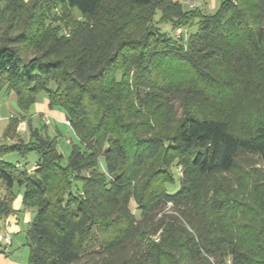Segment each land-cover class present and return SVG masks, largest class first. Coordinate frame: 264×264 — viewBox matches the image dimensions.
<instances>
[{
  "label": "trees",
  "instance_id": "1",
  "mask_svg": "<svg viewBox=\"0 0 264 264\" xmlns=\"http://www.w3.org/2000/svg\"><path fill=\"white\" fill-rule=\"evenodd\" d=\"M161 23L195 30L183 40ZM3 89L21 111L45 91L75 135L62 164L46 125L26 120L24 141L25 117H9L0 157L38 156L32 171L0 160V217L15 183L35 213L28 264H82L95 231L94 264H264V0H221L215 14L174 0H2ZM246 95L258 119L235 129Z\"/></svg>",
  "mask_w": 264,
  "mask_h": 264
},
{
  "label": "rangeland",
  "instance_id": "2",
  "mask_svg": "<svg viewBox=\"0 0 264 264\" xmlns=\"http://www.w3.org/2000/svg\"><path fill=\"white\" fill-rule=\"evenodd\" d=\"M181 4L182 9L184 11H189L194 8H201L202 12H205L207 14H215L219 8H220V1L221 0H174ZM2 4V0H0V6ZM159 18V16L157 17ZM160 30L165 31L167 33H172V35L177 36L185 40L190 32H193L195 30V26H189V27H182V28H173L172 25L169 23H161L158 25ZM22 56H25L26 58H30L33 56L31 52H23ZM165 70H163L164 72ZM163 74V73H161ZM159 75V77L162 78V75ZM50 88H53L54 85L51 82L49 84ZM47 98L46 92L41 91L36 101L29 107L27 111H21L16 103V96L15 93L12 91H8L7 89H3L0 91V145H9L11 143V139L5 136V133L9 127V117L14 116L17 113H21L25 120H22L18 123L17 126V134L18 136L23 139L24 141H27L29 138V130L27 128L26 120L31 119L33 127H42L43 124L47 127L50 126V119L47 115L42 114L37 116L39 113H35L40 106V103H42L43 99ZM42 101V102H41ZM258 104H259V97L256 95H246L243 96L241 100L237 101V114L235 115V124L233 125L235 129H240L242 127H249L253 122H255L256 119H258ZM181 105V104H180ZM180 105L178 106L176 110L175 115V121L181 118L182 110L184 108H181ZM202 110L199 111L201 116H207L208 113L211 111V108L208 109L206 106H202ZM46 110L48 112H52L53 110L59 111L62 113L61 117L63 118L65 115V112L58 107L49 108L46 107ZM213 111L214 108H213ZM218 111V110H217ZM51 116V115H50ZM51 118V117H50ZM48 120L49 122L46 123ZM57 122H53L56 124L59 130V135L57 136V146L58 149L62 152V164H66L67 158L69 156L70 150H71V141H75V135L72 132V130L69 128L67 124H65L64 121L57 120ZM243 125V126H242ZM177 125L175 124L173 127V130L166 132L164 135L170 136L174 133L175 128ZM48 134L51 136H55L51 129H48ZM70 141V143L67 141ZM38 156L36 153H29L25 157H23L19 152L17 151H7L4 152L0 160L7 161L8 163L15 164L16 161L20 162L21 165L25 166L28 171H32L35 169L34 162L37 160ZM251 161H243L244 167L251 164L249 163ZM171 174H172V180L166 181L164 185V189L168 194H173L178 191L180 187L179 183V177L178 172L176 169L175 164L171 165ZM15 189L19 187L18 183H15L14 185ZM134 214L139 217V211L136 208H133ZM35 216V213L33 214V217ZM32 217V219H33ZM99 248V241H98V233L97 231L94 232L93 239L90 241V243L87 246L86 252L83 255L82 264H94L92 262V259H89V252L90 251H97ZM29 259V247L26 245L25 249H22V246H20L17 249L16 252V261L18 264H28Z\"/></svg>",
  "mask_w": 264,
  "mask_h": 264
},
{
  "label": "crops",
  "instance_id": "3",
  "mask_svg": "<svg viewBox=\"0 0 264 264\" xmlns=\"http://www.w3.org/2000/svg\"><path fill=\"white\" fill-rule=\"evenodd\" d=\"M42 101H41L42 103H40V106H38L39 109L35 113H39L37 114V116L39 115V117L42 114L47 115L51 121L50 126L47 127V131L48 129H51L52 133L55 136H58L59 135L58 127L53 122H57L55 120L57 119L64 121L66 124V117L64 115V117L62 118L61 117L62 113L59 111L53 110L52 112H48L46 110V107H48V98H45ZM11 190L14 193L13 198L11 200L12 212L6 216L0 217L1 231L8 232L11 237V241H10V245L8 247H5L3 240L0 239V264H18L16 261V252L20 246H22V249H25L27 245L26 233L31 224L32 217L34 214L33 209L26 208L24 206L23 203L24 188L21 185H19L17 189H15V187L13 186ZM6 194H7V189L5 185L0 181V197L3 198L6 196Z\"/></svg>",
  "mask_w": 264,
  "mask_h": 264
},
{
  "label": "built area",
  "instance_id": "4",
  "mask_svg": "<svg viewBox=\"0 0 264 264\" xmlns=\"http://www.w3.org/2000/svg\"><path fill=\"white\" fill-rule=\"evenodd\" d=\"M46 121H47L46 123L49 122L48 120H46ZM66 124H67L68 126H70V123H69V121H67V120H66ZM66 141H67V143H68V142L70 143V141H68V140H66ZM15 166H16L17 168H21V167H22V165H21L20 162H16V163H15ZM0 221H1V219H0ZM154 238L157 239V236H154ZM0 239L3 240V242H4V244H5V247H8V246L10 245L11 237H10V235H9L8 232H2V231H1V223H0Z\"/></svg>",
  "mask_w": 264,
  "mask_h": 264
}]
</instances>
